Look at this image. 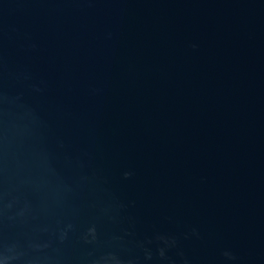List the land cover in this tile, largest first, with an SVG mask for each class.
Wrapping results in <instances>:
<instances>
[{
    "label": "water",
    "instance_id": "water-1",
    "mask_svg": "<svg viewBox=\"0 0 264 264\" xmlns=\"http://www.w3.org/2000/svg\"><path fill=\"white\" fill-rule=\"evenodd\" d=\"M0 264H264V0H0Z\"/></svg>",
    "mask_w": 264,
    "mask_h": 264
}]
</instances>
